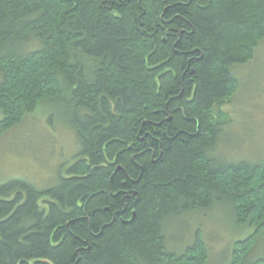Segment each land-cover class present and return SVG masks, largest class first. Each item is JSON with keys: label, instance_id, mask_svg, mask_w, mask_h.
Instances as JSON below:
<instances>
[{"label": "trees", "instance_id": "obj_1", "mask_svg": "<svg viewBox=\"0 0 264 264\" xmlns=\"http://www.w3.org/2000/svg\"><path fill=\"white\" fill-rule=\"evenodd\" d=\"M263 43L264 0H0V143L42 106L78 150L0 184V264H210L168 228L224 205L254 229L225 264H264V159L215 154Z\"/></svg>", "mask_w": 264, "mask_h": 264}, {"label": "rangeland", "instance_id": "obj_2", "mask_svg": "<svg viewBox=\"0 0 264 264\" xmlns=\"http://www.w3.org/2000/svg\"><path fill=\"white\" fill-rule=\"evenodd\" d=\"M236 74L240 89L230 99L231 103L221 108L227 126L215 154L230 163H254L264 159V43L256 62L238 68ZM48 116L49 112L41 106L2 140L0 184L22 180L46 189L54 184L59 167L71 162L78 151L74 135L60 123L49 126ZM198 229L209 249L210 264L228 262L235 242L254 231L238 230L232 208L224 205L208 213L174 220L168 233L182 250ZM250 258L264 259V233Z\"/></svg>", "mask_w": 264, "mask_h": 264}]
</instances>
